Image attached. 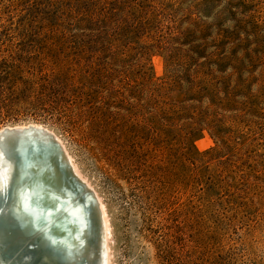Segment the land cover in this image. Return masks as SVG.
I'll return each instance as SVG.
<instances>
[{
  "label": "rangeland",
  "instance_id": "1",
  "mask_svg": "<svg viewBox=\"0 0 264 264\" xmlns=\"http://www.w3.org/2000/svg\"><path fill=\"white\" fill-rule=\"evenodd\" d=\"M198 1L146 0L171 9L156 16L153 39L138 31L122 39L117 55L101 49L97 23L66 38L51 33L41 50L15 34L19 8L0 14V24L12 25L5 34L0 27V58L13 54V74L63 75L89 92L83 105L76 99L65 108L53 94L36 104L38 86L21 91V85L0 108V128L39 123L61 139L75 171L101 200L109 264H264V0H249L256 27L240 36L242 44L234 39L223 47L233 49L222 58L223 86L199 76L209 90L218 85L220 96L227 91L226 98L215 97L222 106L211 117L195 108L190 120L175 114L174 102L199 89L187 90L190 69L169 68L157 45L169 40L166 25L174 21L168 19L186 13L203 26L213 21L195 12ZM130 8L140 10L136 2ZM37 20L42 32L56 28L48 11ZM191 125L198 131L186 138Z\"/></svg>",
  "mask_w": 264,
  "mask_h": 264
},
{
  "label": "trees",
  "instance_id": "2",
  "mask_svg": "<svg viewBox=\"0 0 264 264\" xmlns=\"http://www.w3.org/2000/svg\"><path fill=\"white\" fill-rule=\"evenodd\" d=\"M145 1L10 0L9 3H0V14L2 13L5 17H8L11 9L17 10L19 8L18 23L13 28L15 34L21 41L29 39L35 44V48H40L41 50L44 49L45 40L50 38L51 33L58 38H66L70 30H83L91 27V24L97 23L100 26V37H104L102 46H100L101 49L117 55L119 43L122 39L139 36L138 31L153 39L154 31L152 28H154V24L157 21L156 16L162 15L164 18L166 12L171 9V5L163 2L156 5ZM219 1L202 0L194 4L196 6L195 12H198L203 17H211L213 19L207 26H203L197 17H191L190 14L186 13L176 19H168L169 21H174L172 24L166 25L170 33L168 36L169 40L166 45H157L158 48L166 53L169 68L175 64H180L185 70L189 71L190 69L191 72H187L189 74H187L186 80L180 77L187 82V90H190L193 86H197L199 89L196 93L189 95L186 101L181 103L174 102L178 106L174 110L175 114L183 118L187 117L190 120H194L193 113L197 112L195 108H199L200 114L205 113L206 117H211L216 113L215 110L222 106L221 101L216 98H226L228 95L227 91H224L223 95L220 96L218 85H216L215 90H209L207 86L202 85L205 77L199 79V76L202 74L209 75L211 79L216 78L220 86H223L220 74L223 66L222 58L233 52L232 47H230L229 52L227 48L224 50L223 47L234 39L237 40V45H241V39L244 37L240 36L249 35L253 31V27H256L253 26V20L249 16L250 7L252 6L251 0H224V3L219 5L220 8L215 10L214 8L217 7ZM132 2L138 4L140 7L139 11L130 8ZM47 11L51 15V24L56 28L48 27V32L46 30L42 32L38 29L42 25H37L36 22L38 21L37 18L41 19L43 13ZM21 20L24 21L20 22ZM225 21L232 22L230 27H223ZM11 26L10 24L7 26L4 23L0 24L4 31L2 34L8 33L9 31L7 30ZM211 31L215 32L214 37L211 36ZM39 34H42V36L39 37ZM208 46H211L213 50L204 54ZM217 51L221 52V55H218V58L213 57ZM45 52L49 56L51 50ZM201 57H205V59L201 60ZM42 58L43 60L40 63L43 64L45 57ZM14 59L11 53L9 57L0 58V108L4 107V100L8 96L11 97L21 90V85H23L21 91L30 90L35 85L38 86L39 92L35 98L36 104L50 100L49 98L53 94L55 98L53 102L56 105L67 108L76 99L83 105L85 96H89V92H86L82 86L74 85L73 82H70L69 77L63 75L52 78L47 75L23 78L21 75L13 74L10 68L17 66L14 65ZM215 71L219 73H214ZM233 71L232 69L230 75L235 72ZM169 72L171 73L170 76H178L176 71ZM12 75L15 78H11ZM163 116L165 115H162L164 119L171 118L168 115L167 117ZM166 124L171 125L170 123ZM213 128L215 129V126ZM197 131L198 129L196 130L192 125L186 127V138L192 137Z\"/></svg>",
  "mask_w": 264,
  "mask_h": 264
},
{
  "label": "bare ground",
  "instance_id": "3",
  "mask_svg": "<svg viewBox=\"0 0 264 264\" xmlns=\"http://www.w3.org/2000/svg\"><path fill=\"white\" fill-rule=\"evenodd\" d=\"M0 137L11 141L13 148L18 149L16 156L20 161V169L16 192L31 201L39 217V228L58 241H65L67 245L58 243L54 246L32 247L33 244L41 243L43 232L31 231L29 225L19 230L29 245L19 254L16 247L11 244L3 247L0 242V264H109L107 224L101 200L82 175L75 171L72 158L61 139L49 128L33 122L3 126L0 128ZM21 174L22 179L19 178ZM58 185L64 187L62 189L70 187L75 192L72 197L76 195L78 198L72 202L64 198L63 201H66L61 206L57 201L58 192H61ZM65 195L71 197V194ZM14 203V199L0 201V213L8 215ZM73 210L78 214L79 210L82 211L84 218L88 219L87 226L72 219L71 215H78ZM77 236L83 241L78 249L75 247Z\"/></svg>",
  "mask_w": 264,
  "mask_h": 264
},
{
  "label": "snow or ice",
  "instance_id": "4",
  "mask_svg": "<svg viewBox=\"0 0 264 264\" xmlns=\"http://www.w3.org/2000/svg\"><path fill=\"white\" fill-rule=\"evenodd\" d=\"M0 201L14 199V205L9 209L8 215L0 213V242L3 247L9 244L17 248V254L22 252L28 243L23 239L19 230L31 226V231L40 230L43 232V240L40 244H33L32 247L54 246L65 244V241H58L45 230L39 228V217H37L31 201L22 193L16 192V184L18 179V170L20 169V161L17 159L16 152L11 141H5L4 137H0ZM23 178V174L19 176ZM30 218V219H28ZM77 249L83 244V241L76 237ZM27 259V257H25Z\"/></svg>",
  "mask_w": 264,
  "mask_h": 264
},
{
  "label": "water",
  "instance_id": "5",
  "mask_svg": "<svg viewBox=\"0 0 264 264\" xmlns=\"http://www.w3.org/2000/svg\"><path fill=\"white\" fill-rule=\"evenodd\" d=\"M62 188H64V187H62L61 185H58V190L59 191L61 190V192H58L57 201L60 202V205L61 206H64L63 205V202L66 201V199L69 200V201H71V200L74 201L75 198H78V197H76V195H75V197H72V196H74L75 192L72 191V190H70V187H67L66 189H62ZM78 189H80V188H78ZM65 194H68V195L71 194V197L70 198H67V196ZM58 197H59V199H58ZM64 198H66V199L63 201ZM73 211H75V210H73ZM75 214H78V213H76V211H75ZM81 214H83V213H82V211L79 210V214L78 215H71V217H72V219L77 220L82 226H84V225L87 226L88 225V221H87L88 219H85L84 218V214L83 215H81ZM46 218H48V216H46ZM51 221H52V219H51ZM57 225H60V224H57ZM62 253H64V251H62Z\"/></svg>",
  "mask_w": 264,
  "mask_h": 264
}]
</instances>
